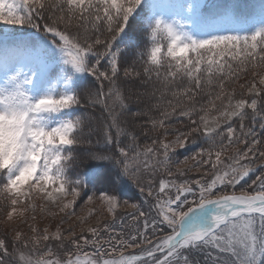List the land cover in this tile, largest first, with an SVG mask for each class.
<instances>
[{"label": "snow or ice", "instance_id": "6c2138e0", "mask_svg": "<svg viewBox=\"0 0 264 264\" xmlns=\"http://www.w3.org/2000/svg\"><path fill=\"white\" fill-rule=\"evenodd\" d=\"M254 7L245 18L235 5L203 0H0V26H14L0 31L7 218L17 205H27L20 216L34 212L38 195L42 212L51 204L70 219L76 213L66 210L90 192L85 203L98 202L113 222L121 206L137 222L127 235L104 223L77 236L73 227L62 229L63 218L52 231L29 225L28 237L13 228L11 239L0 236V264H200L193 253L203 264H264V164L251 193L234 191L256 171L254 160H264L256 132L258 124L264 137V3ZM249 71L236 98L230 85ZM153 76L164 86L161 96L173 97L166 107L152 105L159 117L129 107ZM206 89L208 100L198 106ZM173 116L188 121L185 131H168ZM149 132L159 135L141 150L139 137ZM198 140V151L175 159L178 148ZM88 160L100 164L83 173ZM189 160L187 171L203 175L178 182ZM158 173L167 178L157 187ZM125 185L139 190L148 212L121 199ZM94 215L89 208L77 219L83 225Z\"/></svg>", "mask_w": 264, "mask_h": 264}, {"label": "rangeland", "instance_id": "374dc122", "mask_svg": "<svg viewBox=\"0 0 264 264\" xmlns=\"http://www.w3.org/2000/svg\"><path fill=\"white\" fill-rule=\"evenodd\" d=\"M206 1L207 0H203V3L205 4ZM260 1H258V0H241V5H238V8L240 6H242V3L248 4V5L253 3V5H256ZM234 2L235 1H232V0H225V1L221 0V1H217L213 5L211 4V6L233 5ZM260 3H258L256 6H258ZM235 6L237 9V5H235ZM240 10H241V12H239V14H241L245 18H250L255 13V9H254V11L250 14V16H247V14H244V12H243L244 9L240 8ZM6 27L8 28L9 26H0V28H2V29L6 28ZM24 34L27 35V33H24ZM235 147L239 148V149H243L240 144L235 146ZM234 150H235L234 148H231V147L228 148L227 152H225L224 157H222V159L226 158L227 156H231L233 154ZM263 150H264V148H263ZM193 163H194V161H191V162H188V164H186V165H180V167L186 171V175L184 177H175L178 180V182L182 181V180H189L190 181L193 178H200L203 175L202 172H197L194 168L191 171H187L188 167L190 165H192ZM261 164H264V160H261V159H255L254 160L253 167L256 169V171L251 173L249 177H246L244 180H242L239 184L236 185L234 191L237 194H240L242 189H247V191L251 193L253 191V187H257V186L249 187V185H251L252 180H254L257 175L261 174ZM206 167L209 170V175L204 177V179L209 180V179H211V168H210V165H208ZM172 171L173 172L176 171V165L175 164L172 166ZM161 178H167V177L163 176V174L158 173L157 176L154 178L155 184L157 187L159 184V180ZM228 191L231 192V191H233V189H228ZM67 199L70 200L71 197L69 196V197H67ZM7 203H8L7 208L2 213H0V234L3 233L5 235H7L9 239H11V237L14 235V233L11 231V229H13V228L22 231L25 234V237H28V236L32 235V233L29 230V225L35 226L41 233L43 232V229L46 226H50V231H52V230H55V227L57 226V224H59V222L61 221L62 218L65 220V222L61 225L62 229L66 230L70 227H73L77 236H80L82 234V231H81L82 228L87 229L88 227H96V226H98V224L102 225L104 223H108L112 226V228L115 231H123V232H125L124 229H126L129 226H131V228H133V229H134V227L137 226V222L135 220H133L131 217H129L127 222H123L121 217H127L130 213L133 212L132 209L126 208L123 206H121L120 208L117 209V217H116L115 222H113L112 217H110L100 207L98 202H93L92 204H86L85 202H83L80 206H77V204H76L74 206V209L66 210V211H75V213H76V215L72 216L69 219L63 213H59V211L55 207V205L48 204L46 207V211L42 212L41 211V204L44 203V201L41 198H39L38 195H34L31 203L34 205L35 211L33 212V211L29 210V211L24 212L23 216H20L18 214L19 210L27 207V205L26 204L17 205L16 206L17 207V214H14L13 218L11 220H9L7 218V213H8V211L11 210L12 205L10 204V202H7ZM89 208L95 209L97 212V215L92 216L91 218H89L87 220V223L81 225L79 223L77 217L78 216H85L87 214V211ZM47 211L55 212L56 215L54 217L49 216V215H47ZM145 211L148 212V210H145ZM33 215H35V217H36L35 220L32 219ZM152 216H155L154 212L152 213ZM121 226L123 228H120ZM139 227H141V228L143 227L142 223L139 225ZM83 234L87 235V232L85 231V232H83ZM125 234H126V232H125ZM159 234L163 235L165 233L161 232ZM103 235L106 236L107 234L104 233ZM87 250L91 251V249H87ZM61 258H63L62 255H61ZM192 258L194 260H199L200 264H203L204 257L202 254L193 253Z\"/></svg>", "mask_w": 264, "mask_h": 264}, {"label": "trees", "instance_id": "16d2710c", "mask_svg": "<svg viewBox=\"0 0 264 264\" xmlns=\"http://www.w3.org/2000/svg\"><path fill=\"white\" fill-rule=\"evenodd\" d=\"M217 1H221V0H211L209 2L210 4H215ZM225 1V0H223ZM235 1L233 3V5H237V13L241 12L240 8L244 9L243 12L244 14H248V12L252 11L254 9L253 3L251 4H244L242 3V6H240L238 8V5H241V0H232ZM264 3V0H261ZM14 26H9L8 28H12ZM3 29L0 28V31H2ZM166 69H162V71H165ZM251 79V72L249 71L246 74H241V78L233 85H230V88H234L235 89V95L236 98H240L243 95L244 89H241L239 87L240 84L245 83L246 81ZM183 83H187V81H183ZM137 91H139L140 93H142V95L139 97V99H137L136 97H133L132 102L129 104V107L135 111V110H141V111H148L151 109L150 111V115H152L153 117H159V110L157 109H152V105H155L157 103H159L161 105V107H166L167 106V102L169 100H173V97L171 95V92H165V94L163 96H161V93L164 92V86L162 85V83H160L155 76L152 77V80L149 82L147 81V79L145 78V82L144 84L139 87L137 89ZM207 89L204 92H201L197 98H196V103L199 106L200 104H206L207 100H208V95H207ZM217 105H219V101L216 102ZM83 111V110H82ZM179 111V110H178ZM249 113V117L245 120V126L248 127L251 125V110H247ZM91 113V110H89L88 113H85V115H88ZM97 114H99L97 112ZM146 117L141 118V123H143L144 120H146ZM169 124H171L172 126L168 128V131L170 132H179V131H185L187 129L188 126V121L183 118L180 117L179 119H177L176 116H173L172 119L168 122ZM234 126L238 129L239 128V121H236ZM150 127L148 125H146V128ZM256 132H257V138L258 139H264V137L260 136V128L259 125L257 124L256 126ZM159 133L158 132H149V136L145 137L142 134L139 137L138 143L140 146V149L143 150V148L145 147V145H149L151 143V138L152 137H156L158 136ZM237 135H239V132H237ZM168 140H172L174 139L173 136H169L167 137ZM201 144V141L198 140L196 145H190L189 147L185 148V149H177L176 150V157L175 159L178 160H183L185 157L190 156L193 152L198 151L199 147L198 145ZM239 145V144H237ZM236 145V146H237ZM242 148H244L243 144H240ZM205 147H207V145H204ZM264 144L258 145L259 148H261L263 150ZM189 162H191V160H189ZM100 162L98 161H94V160H88L85 164L82 165L81 167V171L83 173H90L91 171H93L95 168H97L99 166ZM70 174H71V170H70ZM122 200H127L129 203H135V204H139L140 207L145 211L148 210L150 206L149 205H145L143 202V199L140 197V193L139 190L137 188H135L134 186L131 185H125L122 188ZM87 195H91V193H87ZM87 195H85L84 193H82V197L79 198L76 202L77 206H80L83 202H85L87 200ZM7 202H10L8 199H6L3 196H0V213H2L6 208H7ZM75 204V205H76ZM129 217H131L130 215H128L127 217H123V222H127ZM120 228H123L122 226ZM126 232V235L131 232L133 230V228H131V226L127 227L126 229H124ZM124 232V233H125ZM3 234V233H2ZM0 234V236H5V234ZM7 236V235H6ZM131 251V250H129ZM139 251V250H137Z\"/></svg>", "mask_w": 264, "mask_h": 264}]
</instances>
